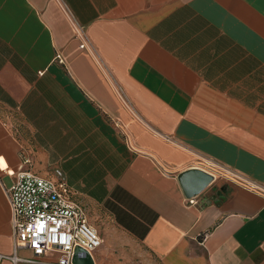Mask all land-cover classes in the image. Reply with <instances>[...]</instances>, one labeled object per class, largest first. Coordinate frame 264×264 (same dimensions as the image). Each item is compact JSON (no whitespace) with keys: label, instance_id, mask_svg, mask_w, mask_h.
Segmentation results:
<instances>
[{"label":"crops","instance_id":"1","mask_svg":"<svg viewBox=\"0 0 264 264\" xmlns=\"http://www.w3.org/2000/svg\"><path fill=\"white\" fill-rule=\"evenodd\" d=\"M0 157V264H54L15 248L21 170L76 192L95 264H264V0H0Z\"/></svg>","mask_w":264,"mask_h":264},{"label":"built area","instance_id":"2","mask_svg":"<svg viewBox=\"0 0 264 264\" xmlns=\"http://www.w3.org/2000/svg\"><path fill=\"white\" fill-rule=\"evenodd\" d=\"M64 9L84 47L88 42L84 27L75 20L67 7L64 6ZM248 184L264 192V183ZM6 195L12 209L15 248L28 247L33 252V257L20 259L38 263L74 264L77 247L92 254L100 246L102 239L99 231L90 222L86 207L67 183L31 170H21L15 174L12 185L6 189ZM11 258L14 261L19 259L16 255Z\"/></svg>","mask_w":264,"mask_h":264},{"label":"water","instance_id":"3","mask_svg":"<svg viewBox=\"0 0 264 264\" xmlns=\"http://www.w3.org/2000/svg\"><path fill=\"white\" fill-rule=\"evenodd\" d=\"M74 264H95L94 259L90 252L81 247H77L73 257Z\"/></svg>","mask_w":264,"mask_h":264},{"label":"snow or ice","instance_id":"4","mask_svg":"<svg viewBox=\"0 0 264 264\" xmlns=\"http://www.w3.org/2000/svg\"><path fill=\"white\" fill-rule=\"evenodd\" d=\"M0 165L6 166V165H4L3 157H0ZM37 247H38V246H37Z\"/></svg>","mask_w":264,"mask_h":264},{"label":"rangeland","instance_id":"5","mask_svg":"<svg viewBox=\"0 0 264 264\" xmlns=\"http://www.w3.org/2000/svg\"><path fill=\"white\" fill-rule=\"evenodd\" d=\"M6 182H8V179H6Z\"/></svg>","mask_w":264,"mask_h":264}]
</instances>
